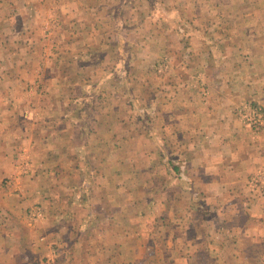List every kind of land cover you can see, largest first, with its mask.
Returning <instances> with one entry per match:
<instances>
[{"label":"crops","instance_id":"crops-1","mask_svg":"<svg viewBox=\"0 0 264 264\" xmlns=\"http://www.w3.org/2000/svg\"><path fill=\"white\" fill-rule=\"evenodd\" d=\"M110 1L0 0V264H245L243 248L264 246V133L251 129V146H242L226 108L197 138L214 132L215 143L169 146L177 158L189 156L183 161L201 200L193 202L161 161L143 159L145 146L139 158L109 148L85 200L74 201L63 178L50 177L58 164L46 147L54 146L51 137L64 140V126L48 130L46 110L57 102L47 94L46 50L16 49V61L5 40L41 38L32 23L50 8L75 23L84 16L96 22ZM30 7L32 17L24 11L23 26H12ZM202 204L215 218L204 216ZM42 253L51 261L42 263ZM261 255L251 261L264 264Z\"/></svg>","mask_w":264,"mask_h":264},{"label":"rangeland","instance_id":"rangeland-1","mask_svg":"<svg viewBox=\"0 0 264 264\" xmlns=\"http://www.w3.org/2000/svg\"><path fill=\"white\" fill-rule=\"evenodd\" d=\"M261 1L111 0L96 22L84 16L76 23L50 8L32 23L41 38L7 37L4 49L16 61V49L46 50L47 94L57 102L46 110L48 130L64 126V140L51 137L54 146L46 147L47 159L58 164L50 177L63 178V191L83 200L109 148L159 162L158 146L166 156L176 155L169 146H189L193 139L213 144L214 132L197 138L224 108L227 122L239 123L242 146H251V129L264 133ZM24 11L32 17L34 8H22L12 26H23ZM142 146L147 150L139 156ZM208 209V218H215ZM257 252L264 254V246L243 248L250 256L245 264H256L251 256ZM40 258L51 261L46 253Z\"/></svg>","mask_w":264,"mask_h":264},{"label":"trees","instance_id":"trees-1","mask_svg":"<svg viewBox=\"0 0 264 264\" xmlns=\"http://www.w3.org/2000/svg\"><path fill=\"white\" fill-rule=\"evenodd\" d=\"M162 147L163 146H158V153L160 156V160L162 161L163 165L165 166L167 171H170V174L172 176H175L178 180V184L187 189L190 190V192L192 193V200L194 202V200H201V198H203V194L200 192H197L195 189H193V182L189 180L188 178V166L187 164L184 163L183 159L184 158H177L176 155L169 153L168 155L165 156L164 152L162 151ZM197 192V193H196ZM87 194L83 195V200L86 199ZM198 198V199H197ZM197 205H199V202L196 203ZM195 204V205H196ZM201 207L204 206L203 204L200 205ZM206 207V206H205ZM204 207V209H206ZM203 208V207H202ZM207 211H209V209L207 208V210L204 211V216L207 218L208 217V213ZM86 216H90V215H86ZM85 216V217H86ZM84 217V218H85Z\"/></svg>","mask_w":264,"mask_h":264},{"label":"built area","instance_id":"built-area-1","mask_svg":"<svg viewBox=\"0 0 264 264\" xmlns=\"http://www.w3.org/2000/svg\"><path fill=\"white\" fill-rule=\"evenodd\" d=\"M39 214V212H37Z\"/></svg>","mask_w":264,"mask_h":264}]
</instances>
